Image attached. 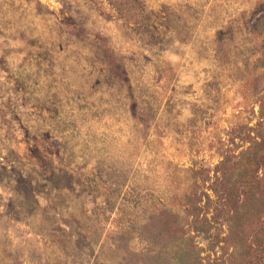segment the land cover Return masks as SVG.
Returning <instances> with one entry per match:
<instances>
[{"label": "rangeland", "instance_id": "rangeland-1", "mask_svg": "<svg viewBox=\"0 0 264 264\" xmlns=\"http://www.w3.org/2000/svg\"><path fill=\"white\" fill-rule=\"evenodd\" d=\"M0 264H264V0H0Z\"/></svg>", "mask_w": 264, "mask_h": 264}]
</instances>
